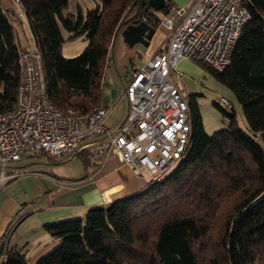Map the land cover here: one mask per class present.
I'll return each instance as SVG.
<instances>
[{"label":"trees","instance_id":"obj_1","mask_svg":"<svg viewBox=\"0 0 264 264\" xmlns=\"http://www.w3.org/2000/svg\"><path fill=\"white\" fill-rule=\"evenodd\" d=\"M98 1L85 14H64L68 0H19L13 15L0 1V113L16 101L20 48L11 18L20 12L40 52L50 102L82 116L102 106L103 71L117 27L138 16L156 27L160 17L146 0ZM171 5L167 0L162 13ZM247 8L229 64L218 70L198 62L234 93L248 130L214 101L229 127L206 132L188 94L189 142L179 162L142 189L89 207L84 217L45 223L58 242L33 264H264V0H247ZM61 28L68 39L87 40L80 53L62 55ZM87 152L79 153L85 165ZM0 255L1 264H30L22 249L3 239Z\"/></svg>","mask_w":264,"mask_h":264},{"label":"built area","instance_id":"obj_2","mask_svg":"<svg viewBox=\"0 0 264 264\" xmlns=\"http://www.w3.org/2000/svg\"><path fill=\"white\" fill-rule=\"evenodd\" d=\"M248 18L247 0H193L188 8L171 5L159 21L171 31L167 45L131 72L123 89L126 116L114 128L103 123L110 106L82 116L64 113L50 102L41 55L30 37L31 47L19 50L15 106L0 113L1 170L25 153L72 157L88 149L100 165L115 156L136 175L144 168L151 178H160L183 157L190 134L187 94L169 76L183 58L223 69ZM216 102L231 107L224 96Z\"/></svg>","mask_w":264,"mask_h":264},{"label":"crops","instance_id":"obj_3","mask_svg":"<svg viewBox=\"0 0 264 264\" xmlns=\"http://www.w3.org/2000/svg\"><path fill=\"white\" fill-rule=\"evenodd\" d=\"M94 1L96 5L99 3L98 0ZM176 1L180 4L178 6L175 3L176 7L188 8L193 3V0ZM4 7L12 15L14 10H19V6L13 0ZM156 14L160 18L163 15L162 11H156ZM123 28L124 24L115 32L109 46L102 87L103 85L115 87L118 79L123 82L124 89L131 72L144 65L155 53L163 50L171 34V31L158 24L147 45L141 43L129 45L121 34ZM61 34L64 40L68 39V32L62 28ZM30 37L29 32L26 43L22 46L18 45L20 49L31 47ZM84 42L87 40L82 38L79 46L75 45L76 51L83 47ZM63 47L62 43L61 49ZM111 94L113 98H117L113 103L107 96L101 97V105L110 106L103 120L106 127H109L108 124H113L114 127L121 124L127 112L126 100L119 120L114 123L109 122L115 101L126 99L124 92L121 96L118 91L112 90ZM110 102L111 104L108 105ZM87 153L89 160L86 165L83 163L85 170L78 178L60 179L52 170L39 171L38 167H32V165H42V159H45L43 157H48L45 154L25 153L21 159L9 162L3 171L0 168V239H3L5 245L22 249L30 264L58 242L44 229L45 223L61 218L82 217L89 207L140 190L151 178L148 173L134 174L127 164L120 162L115 156L109 157L100 165L99 161L94 160L90 153ZM32 155L38 157V160L31 162ZM66 157L70 158V156Z\"/></svg>","mask_w":264,"mask_h":264},{"label":"rangeland","instance_id":"obj_4","mask_svg":"<svg viewBox=\"0 0 264 264\" xmlns=\"http://www.w3.org/2000/svg\"><path fill=\"white\" fill-rule=\"evenodd\" d=\"M0 1L2 5H8L11 2V0ZM171 1L172 5H176L175 3H177L178 6L180 5L176 0ZM95 5L96 4L94 0H68L66 8L63 9V13L77 12L81 8L82 13L85 14L88 9L93 8ZM11 21L16 30L15 41L18 45L22 46L29 39L27 22L23 16H14L11 18ZM82 38L83 37H77L64 40V47L61 49L62 55L65 57H73L80 53L87 45V42H84L83 47L78 51H76L75 45L77 44V46H79V42L82 41ZM180 60V62L177 63L175 70L169 76L170 81L174 84H177L183 93L187 95L194 94V99L199 107L205 131L212 133L213 131L226 129L229 127L228 116L222 113V111L216 105H214V101H216L219 96H224L230 101L231 107L225 108L222 106L223 109H225L228 113L233 111L235 113L238 126L244 131H247L248 125L242 112L240 103L231 89L215 78L209 70L203 68L197 60L187 58ZM116 85L117 86L115 87L103 85L101 97L104 98V96H107V98L113 103V100L116 97H112L111 91L116 90L120 93V95L123 92V82L117 79ZM111 102L108 105H110ZM115 102V106L112 109L111 115L109 117L110 123H114L119 120L124 110L123 105L126 104V99L122 98V100ZM108 126L114 127L113 124H108ZM93 145L94 143L90 144V146ZM66 156L67 155H62L56 157L54 160L48 157H43L45 159H42V165H32V167H38L37 169L39 171L49 172L52 170L53 173L60 177V179H70L72 177L78 178L83 175L85 169L79 154L70 158ZM31 160V162L37 161L38 157L32 155ZM142 171L143 175L148 173V171L144 168ZM1 261L2 256L0 255V264Z\"/></svg>","mask_w":264,"mask_h":264},{"label":"water","instance_id":"obj_5","mask_svg":"<svg viewBox=\"0 0 264 264\" xmlns=\"http://www.w3.org/2000/svg\"><path fill=\"white\" fill-rule=\"evenodd\" d=\"M167 0H146L145 3L147 7L151 8L154 11H161ZM144 4V2H142ZM120 24L117 27V30L120 28ZM155 31V27L149 24L141 16L134 18L132 20H126L124 22V28L121 31V34L124 38V41L133 45L135 43H141L147 45L149 39Z\"/></svg>","mask_w":264,"mask_h":264}]
</instances>
